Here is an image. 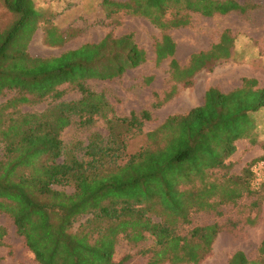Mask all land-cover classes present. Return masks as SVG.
<instances>
[{"label":"trees","instance_id":"trees-1","mask_svg":"<svg viewBox=\"0 0 264 264\" xmlns=\"http://www.w3.org/2000/svg\"><path fill=\"white\" fill-rule=\"evenodd\" d=\"M2 2L16 19L0 30V100L8 92L16 94L0 101V212L11 217L37 264H123L130 257L114 258L121 237L133 245L153 240L154 246L141 252L149 256L147 264H201L212 254L220 226H198L186 235L179 229L191 223L193 210H216L249 191L251 169L235 189L210 181L209 172L226 167L239 140L258 143L253 116L264 111V87L249 78L228 93L211 87L202 106L168 117L144 135L145 147L130 152L132 139L151 120L150 111L118 117L107 95L90 89L88 81L120 78L144 63L146 52L132 36L108 35L57 57H33L28 44L42 11L33 0ZM102 6L109 17L124 11L162 29L186 26L180 12L214 17L246 13L251 7L237 0H103ZM174 9L178 14L165 22ZM69 36L55 26L45 27L51 46L63 45ZM233 44L224 33L210 51L193 54L185 67L173 58L177 45L168 35L156 43L155 53L158 63L173 58L172 80L189 87L196 74L231 59ZM66 84L80 99L62 100L66 91L59 87ZM174 94L175 89L155 108ZM48 99L53 103L45 111L21 110ZM97 120L105 121L108 137L93 134L81 150L79 143L69 147L63 142L66 128L90 127ZM6 235L0 226V247ZM228 264H264V240L256 259L237 251Z\"/></svg>","mask_w":264,"mask_h":264},{"label":"rangeland","instance_id":"rangeland-1","mask_svg":"<svg viewBox=\"0 0 264 264\" xmlns=\"http://www.w3.org/2000/svg\"><path fill=\"white\" fill-rule=\"evenodd\" d=\"M33 1L43 13L39 27L28 44V52L33 57H57L85 44H97L108 35H112L114 39L132 36L134 43L146 52V61L137 68L128 69L122 77L88 81L90 89L107 95L118 117L124 118L132 113L150 111L151 120L145 122L142 134L132 139L130 152L145 147L147 141L144 135L156 130L168 117L185 115L202 106L205 94L211 87L228 93L241 87L245 78L256 79L259 86L264 87V0H237L242 5L251 6L246 13L232 12L225 16L204 17L201 14L180 12L188 22L187 25L168 29L154 25L145 17L124 11L109 17L102 6L103 0ZM176 14L178 12L175 9L169 10L164 21L173 20ZM15 19L0 0V30L9 28ZM48 25L55 26L62 33L69 32L70 38L60 46L47 44L45 27ZM224 33L234 41L231 59L215 62L208 70L196 74L192 86L186 87L172 80L170 64L173 58L181 67H185L193 54L210 51L221 41ZM167 35L177 45L176 54L173 58L158 63L155 45ZM59 89L66 91L62 100H76L81 97L79 92L67 84ZM174 89L173 98L155 108V105L163 102L165 95ZM15 94L6 93L1 98V103L13 98ZM52 103L53 100L48 99L39 104L23 105L21 110L30 113L42 112ZM253 117L257 126L258 143L254 145L248 139L239 140L236 143V152L225 163L226 167L209 172L210 181L217 182L223 188L227 186L235 189L236 182L244 175L245 170L251 169L253 177L249 191L236 202L223 204L216 210H193L190 215L191 223L179 229L181 234L186 235L198 226H220L221 231L214 243L212 254L201 264H228L237 251L244 252L251 260L258 257V249L264 240V167H261L264 162V111ZM93 134L108 137L109 130L105 121L97 120L90 127L73 124L62 132L61 138L69 147L79 143L81 150ZM256 171L261 175V180H257ZM59 189L68 193L74 192L73 188ZM221 191L222 188L214 198H221ZM85 220L86 217L82 218L75 224V228ZM0 226L7 231L4 246L0 247V264H37L23 239L17 235L13 220L6 213L0 212ZM153 246L151 239L133 245L121 237L114 258L120 262L130 257L123 264H147L149 256H144L141 252Z\"/></svg>","mask_w":264,"mask_h":264},{"label":"built area","instance_id":"built-area-1","mask_svg":"<svg viewBox=\"0 0 264 264\" xmlns=\"http://www.w3.org/2000/svg\"><path fill=\"white\" fill-rule=\"evenodd\" d=\"M261 167H264V162L261 164ZM256 175H257V180H261V175L259 173H257L256 171Z\"/></svg>","mask_w":264,"mask_h":264}]
</instances>
